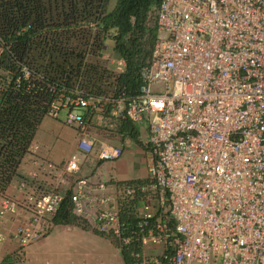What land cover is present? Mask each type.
<instances>
[{
	"label": "built area",
	"instance_id": "1",
	"mask_svg": "<svg viewBox=\"0 0 264 264\" xmlns=\"http://www.w3.org/2000/svg\"><path fill=\"white\" fill-rule=\"evenodd\" d=\"M154 19L133 95L96 90L83 77L65 90L35 75L50 95L46 116L64 110L75 148L53 164L30 144L22 198L0 190V244L4 219H19L3 264H27V247L51 233L65 196L75 219L116 243L123 264H264V0H158ZM8 49L0 38V56ZM112 63L121 71V60ZM16 68L31 88L34 74ZM5 74L0 68V97ZM124 122L146 129L147 178L98 179L95 165L123 154L105 138H119ZM85 164L91 176L80 175ZM40 177L55 188H36Z\"/></svg>",
	"mask_w": 264,
	"mask_h": 264
},
{
	"label": "trees",
	"instance_id": "2",
	"mask_svg": "<svg viewBox=\"0 0 264 264\" xmlns=\"http://www.w3.org/2000/svg\"><path fill=\"white\" fill-rule=\"evenodd\" d=\"M108 1L0 0V38L9 45L0 56V68L7 71L6 77H1L6 83L0 97L1 191L16 175L35 130L46 116L50 95L35 75L55 86L63 82L65 90L83 77L94 89L109 90L116 97L136 93L140 70L149 58L156 35L155 19L153 26L147 23L158 0H115L107 10ZM88 22L95 28L87 27ZM107 41L111 44L110 56L123 63L119 72L85 63L90 56H86L87 49L100 58ZM17 63L34 74L29 80L31 88L18 74ZM121 129L134 137L128 122ZM74 221L65 196L52 224L72 225ZM122 258L125 260L123 253Z\"/></svg>",
	"mask_w": 264,
	"mask_h": 264
},
{
	"label": "crops",
	"instance_id": "3",
	"mask_svg": "<svg viewBox=\"0 0 264 264\" xmlns=\"http://www.w3.org/2000/svg\"><path fill=\"white\" fill-rule=\"evenodd\" d=\"M57 118L58 116L56 118L44 116L35 130L31 141V144L37 146V156L53 164H59L65 161L75 148L74 132L63 124V119L60 121ZM130 126L131 133H133L134 136L133 138L129 136L128 132L121 129V127L119 128V138H105L106 143L110 145H121L123 147V154L118 160L112 163H97L95 165L96 167H94L96 178L105 181H115L117 183L144 181L147 178V168L150 164V158L142 146L147 135L146 129L144 126ZM133 153H138L143 157L142 161L145 164V172H138L132 167L127 166V160ZM32 170L33 167L30 164V156L26 154L17 166L16 175L5 187L4 193L12 199L20 200L22 198V193L17 189V183L26 179L27 173ZM91 171L92 166L90 164H85L81 167L79 173L81 176H91ZM34 185L42 191H49L55 188L56 182L48 177H40L38 180L34 181ZM18 220V218L12 217H6L4 219L1 227L4 240L0 244V262L15 249V244L11 239L10 232L16 226ZM66 236L71 238L77 237V239L83 238V235L81 234H66ZM90 238L102 241L108 247L112 248V251L114 252L113 257L115 256L114 259L112 258L113 264H123L121 255L117 252V245L115 243L114 245H111L108 240L98 236ZM34 244L29 245L27 251Z\"/></svg>",
	"mask_w": 264,
	"mask_h": 264
},
{
	"label": "rangeland",
	"instance_id": "4",
	"mask_svg": "<svg viewBox=\"0 0 264 264\" xmlns=\"http://www.w3.org/2000/svg\"><path fill=\"white\" fill-rule=\"evenodd\" d=\"M114 1L115 0L108 1L107 10L111 9ZM147 24L153 26V14H149ZM104 44L106 48L102 51V55L107 58L109 57V59L97 58L93 55L92 51H90L87 62L91 66L107 67L115 70V65L112 63L115 59L110 56L111 44L108 41ZM64 114V110L58 112L57 119L61 121ZM142 159L143 157L140 154L133 153L127 160V166L132 167L135 171L145 172V164ZM66 234H81L83 238H71L67 237ZM95 236L108 240L111 245L115 243L110 240V238L99 236L92 229L87 227L86 223H82L77 219H75L72 225H54L51 233L46 239L38 240L35 244L33 243L34 245L29 248L28 251L26 249L27 264H113L115 256L113 257L114 252L112 248L108 247L102 241L90 238ZM13 251L11 253H13ZM11 253L5 256L1 261L8 259Z\"/></svg>",
	"mask_w": 264,
	"mask_h": 264
}]
</instances>
